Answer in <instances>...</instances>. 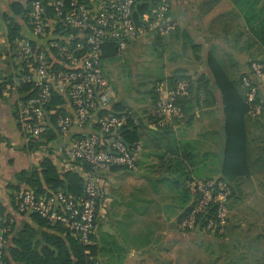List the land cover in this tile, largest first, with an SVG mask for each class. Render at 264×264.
I'll return each mask as SVG.
<instances>
[{
  "label": "crops",
  "instance_id": "0c3cea01",
  "mask_svg": "<svg viewBox=\"0 0 264 264\" xmlns=\"http://www.w3.org/2000/svg\"><path fill=\"white\" fill-rule=\"evenodd\" d=\"M171 1V17L177 26L159 38L160 46H170L173 53L164 58L161 79L167 85L176 71L191 79L185 119L175 123L169 129L170 135L163 138L151 132L157 129L144 119L143 135H154L151 139L145 136L139 143L136 170L110 168L101 174L104 190L92 238L95 259L99 264H212L211 259L198 256V243L190 254L191 243L200 241L201 236L208 239L205 243L210 246L224 247L228 243L215 242L198 232H181L177 227L184 209L193 202L184 186L196 179L223 180L228 184V230L222 241L241 235V264H264V80L259 90L262 114L244 119L246 144L241 177H226L223 105L209 65L212 59L214 69L237 81L251 61L264 58V47L251 37L240 10L231 0ZM15 2L0 0V205L9 211L15 188L19 187L21 193L25 189L23 171L38 167L41 160L36 152L26 150L16 97L6 90L13 75L7 19L22 23L12 10ZM238 88L244 92L241 86ZM120 101L138 111L127 99ZM147 110L150 107H144L140 114L146 115ZM159 137L161 142H157ZM180 143L188 144L189 149L168 148ZM47 152L57 168L64 171L59 149ZM14 217L16 227L25 221L32 223L27 215Z\"/></svg>",
  "mask_w": 264,
  "mask_h": 264
},
{
  "label": "built area",
  "instance_id": "2783aa9c",
  "mask_svg": "<svg viewBox=\"0 0 264 264\" xmlns=\"http://www.w3.org/2000/svg\"><path fill=\"white\" fill-rule=\"evenodd\" d=\"M143 3V0H30L27 34L10 46L12 87L7 84L6 90L16 97L26 141L38 140L44 131L51 130L52 118L56 116L58 138L40 147L36 155L42 159L48 157L47 149H59L64 171L79 172L85 181L84 196L77 199L62 192L16 194L17 213L38 214L51 225L61 224L83 246L93 244L97 209L104 190L101 174L113 167L135 171L136 152L140 149L139 144L129 147L120 138L126 116L124 112L113 111L118 99L102 68V46L105 41H113L119 57L136 42L149 36L168 35L177 26L171 17V0H159L150 12L140 14ZM263 80L264 62L251 61L241 87L252 118L262 114L257 96ZM22 83L31 85L35 94H17L16 89ZM155 91L153 111L137 114L134 122L139 125V120L152 117V122H147L156 129L173 127L184 117L178 101L190 96V82L180 80L171 87L157 83ZM54 96L63 102L50 109ZM57 109L66 114H57ZM84 164L91 167L90 172L81 169L79 165ZM186 187L193 196V204L178 221V230L213 237L224 235L231 196L228 184L223 180L193 179ZM8 230L0 228V264H6L4 236Z\"/></svg>",
  "mask_w": 264,
  "mask_h": 264
},
{
  "label": "trees",
  "instance_id": "16d2710c",
  "mask_svg": "<svg viewBox=\"0 0 264 264\" xmlns=\"http://www.w3.org/2000/svg\"><path fill=\"white\" fill-rule=\"evenodd\" d=\"M143 1L144 3L139 7L140 14L150 12L159 0ZM29 2L30 0H16V2L12 4L13 12L15 15L20 16L22 23H16L14 19H7L9 23L8 38L11 44L15 40L22 39L23 36L27 34L25 24L28 20L27 15ZM231 2H233V4L240 10L244 24L251 37L256 39V41L264 47V0H231ZM155 37L160 38V36ZM117 58L118 55L115 43L113 41H105L102 46V65L109 60ZM255 61L264 62V58ZM209 65L213 70V77L219 87L223 105L225 133V163L223 175L226 177H241V163L244 161H241V158L246 144L244 119L245 116H248L249 114L248 106L246 104L245 90L243 89L244 92H240L238 87L241 86V79L246 73H243L237 81L230 80L225 74L214 69L212 59H210ZM9 79L10 80H8L6 85L9 84L10 87H12V76L9 77ZM185 79L190 82L191 92V79L182 75L180 71H176L170 76L168 84L171 87L174 86L177 81ZM157 83H159V81L154 84L155 86L151 89L152 91H150L152 96L151 109L150 111L147 110L144 112L150 113L155 108L157 100L155 89ZM0 91H2V87H0ZM16 91L17 94L21 96H23L26 92H30V96L35 94V91H32L31 85L26 83H22ZM257 99L259 101L261 99L260 91L258 92ZM62 102V98L54 96V99L48 108L56 109L54 106L60 105ZM185 104V100L178 101V105L182 107L184 113V117L181 121L185 119ZM113 111L119 114L124 112L126 116V124L120 130L121 140L129 147H135L141 143V138L143 136L142 122L139 120V125H136L134 122V117L137 113L124 106L120 99L113 104ZM129 111L131 113L133 111V113L128 114ZM57 114L65 115L66 112L62 109H57ZM52 119L54 127L51 130L44 131L38 140L30 139L26 141L27 151L36 152L40 150V147L46 145V143L58 138V128L55 124L56 116ZM148 120L149 122H152V117H149ZM170 128L171 127H166L151 132H154L155 135H160L163 138V136H167L168 134L170 135ZM160 140V137L157 138V142H161ZM168 148L181 149L182 151H185L186 149H189V145L180 143L179 145L176 144L174 148L169 146ZM79 166L84 172L91 171V167L88 165L84 164V166ZM21 181L25 186L22 193L29 190L33 191L36 195L62 192L64 195L73 199L84 196L85 181L81 174L72 170H59L51 157H44L39 161L38 167H34L28 171H23ZM184 189L187 195H189L190 192L187 187L184 186ZM20 193V188H15V194ZM10 200L11 211L7 210V207L4 205H0V228L9 229L4 236V261L6 264H93L97 261L95 259V247L93 244L83 246L80 244L78 239L69 233L61 224L51 225L38 214L27 215L32 223H26L25 221L21 224V226L16 227L14 215L25 216V214L17 213L18 202L16 195H12ZM187 202H189V197L186 199L185 203ZM192 204L193 202L189 207L184 209L182 215L179 217V220L185 216ZM11 220L13 222H11ZM36 228H41L43 231L38 232ZM225 235L226 234L219 236L220 238H213V241L223 240Z\"/></svg>",
  "mask_w": 264,
  "mask_h": 264
},
{
  "label": "rangeland",
  "instance_id": "374dc122",
  "mask_svg": "<svg viewBox=\"0 0 264 264\" xmlns=\"http://www.w3.org/2000/svg\"><path fill=\"white\" fill-rule=\"evenodd\" d=\"M160 45L161 42H159L158 37L149 36L144 40L136 42L132 48L126 49L117 59L109 60L102 65L106 77L114 88L117 99H127V103L131 107H137V114L143 112L144 107H150L151 109L152 96L150 91L155 86L154 84L161 80L165 83L164 79H161L162 65L165 63V56L167 54L173 55V53L170 46L164 49ZM154 134H151V136ZM145 136L151 139V136L146 133V135L142 136L141 142H143ZM227 228L228 222L225 226V234L227 233ZM229 230L232 229L230 228ZM232 231L237 232L236 229ZM206 236L220 238L217 235L214 237L210 235ZM239 237H234V239L228 238L224 241L218 240L221 244L222 242H227L229 245L221 247L206 244L205 242L208 239L201 236L200 241L191 243L189 253L194 252L193 246L195 247V244L198 243V256L211 259L214 261L212 264H241V235ZM218 241L216 240L215 242Z\"/></svg>",
  "mask_w": 264,
  "mask_h": 264
}]
</instances>
